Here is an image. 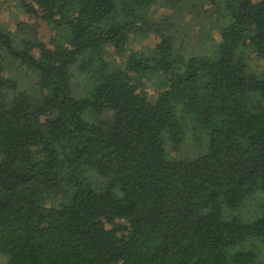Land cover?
<instances>
[{
  "label": "trees",
  "instance_id": "16d2710c",
  "mask_svg": "<svg viewBox=\"0 0 264 264\" xmlns=\"http://www.w3.org/2000/svg\"><path fill=\"white\" fill-rule=\"evenodd\" d=\"M9 1L50 35L0 23L8 264H264V204L248 223L228 213L264 190V0ZM183 10L207 19L195 42ZM157 72L151 97L142 78ZM180 114L209 130L193 159L166 157Z\"/></svg>",
  "mask_w": 264,
  "mask_h": 264
},
{
  "label": "rangeland",
  "instance_id": "374dc122",
  "mask_svg": "<svg viewBox=\"0 0 264 264\" xmlns=\"http://www.w3.org/2000/svg\"><path fill=\"white\" fill-rule=\"evenodd\" d=\"M11 3L12 1H9L0 7L1 25L6 26L11 30H14L16 28V25L20 21H24L28 24H31V27L28 28L29 32L34 33V30H37L42 36V38H44V40H47L50 35V31L47 29L44 21L41 19L33 20L29 18L28 15L23 13L20 9L16 8L15 6L11 5ZM153 13L154 14L152 15L155 19H160L163 15L166 14L163 12L162 8L158 6L155 7ZM181 13L183 14V17L180 18L177 28L180 29V31L188 32L189 37H184L185 40L189 41L191 39V42L197 41V33L201 26L207 25V19H205L204 14L200 13L199 10H196V12L195 10H192L191 12L183 10V12L181 11ZM181 13L178 14L177 17L180 16ZM157 35L158 34L155 32V28H152L148 34V38L144 40L145 44L153 45L154 42L158 40ZM191 36L193 37L191 38ZM179 39L182 40L181 37H179ZM141 45L142 44H140L139 42L134 41L130 42L129 47L139 49ZM108 54L112 56L116 55L115 50L111 46L108 47ZM252 65L258 67L259 69L262 68V63L258 61L253 62ZM13 70L14 73L9 72V74L12 75L14 78L20 79L22 83L29 84L30 81L33 79V77L31 75H28L26 71H15V68H13ZM166 79L167 77L165 76L164 72L153 73L150 76L142 78L151 97H154L155 92L162 86H164ZM78 83L79 81H75L73 85L74 94L77 96L85 95L87 93V89H85L82 85V87L78 86L77 89L76 87ZM180 121L185 132L184 141L178 146V148L174 149L171 147L169 139L165 135L164 140L167 153L166 157L168 159L196 158L201 155L207 148L209 130L202 126H198L195 123L196 121L193 116L190 115L184 116L183 114H180ZM263 204L264 190H257L250 197L243 200L238 205V207H236L235 209L228 210V213L230 217H236L241 222L248 223L250 221L255 220L258 216L261 215L263 211ZM0 264H8V259L5 254L0 253Z\"/></svg>",
  "mask_w": 264,
  "mask_h": 264
}]
</instances>
